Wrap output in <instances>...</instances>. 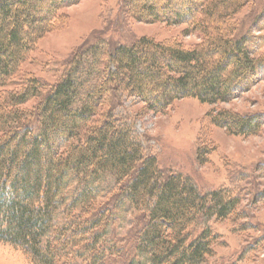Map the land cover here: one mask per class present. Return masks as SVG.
I'll list each match as a JSON object with an SVG mask.
<instances>
[{
	"label": "trees",
	"instance_id": "trees-1",
	"mask_svg": "<svg viewBox=\"0 0 264 264\" xmlns=\"http://www.w3.org/2000/svg\"><path fill=\"white\" fill-rule=\"evenodd\" d=\"M75 1L0 0V86L14 82L60 10ZM244 2L122 0L134 20L183 24V35L197 33L201 41L185 47L141 36L106 51L98 40L75 52L45 93L35 77L4 91L0 244L19 249L30 264H106V258L119 264H207L216 237L208 228L193 236V228L201 216L227 217L238 198L224 190L201 194L179 173L162 172L113 108L119 91L161 112L175 100L214 106L246 90L264 73V53L255 57L253 35L237 30L233 15ZM153 91L151 100L146 93ZM32 98L40 99L36 108L23 109ZM206 116L234 135L254 134L263 121L259 114L214 107ZM132 209L141 221L128 249L106 237L113 218Z\"/></svg>",
	"mask_w": 264,
	"mask_h": 264
},
{
	"label": "rangeland",
	"instance_id": "rangeland-1",
	"mask_svg": "<svg viewBox=\"0 0 264 264\" xmlns=\"http://www.w3.org/2000/svg\"><path fill=\"white\" fill-rule=\"evenodd\" d=\"M37 15L41 20L43 12L39 10ZM233 18L240 35L246 32L253 35L255 57L262 56L264 0H247ZM41 23L36 21V24ZM185 27L136 21L124 13L122 0L71 2L60 10L51 30L27 54L12 78L14 82L0 86V96L4 91L19 89L21 80L28 77L37 78L44 85L45 93L65 73L72 55L95 42L99 44L98 40L104 42L106 51L117 45L131 44L141 36L164 42L176 40L185 47L199 43L201 37L197 33L182 34ZM91 65L92 73L96 64ZM79 73L84 78L87 70L82 68ZM155 93H146V96L152 100ZM117 96L113 114L132 129L144 153L156 157L162 172L179 173L201 194L224 190L238 198L234 211L227 217L201 216L193 228V236L208 228L216 237L211 245L213 254L206 263L264 264V73L256 76L246 90L236 92L227 103L214 106L183 98L161 112H153L128 92L119 91ZM39 101L32 98L22 108L31 111ZM212 107L243 115L259 114L263 121L254 134H230L210 123L206 113ZM205 151L208 153L203 155ZM103 199L98 202L104 203ZM59 220L64 221L61 215ZM112 221L106 238L129 249L138 237L140 225H136L141 221L138 213L133 209L125 210ZM114 260L104 259L106 264L120 263ZM0 264L30 263L19 249L0 244Z\"/></svg>",
	"mask_w": 264,
	"mask_h": 264
}]
</instances>
